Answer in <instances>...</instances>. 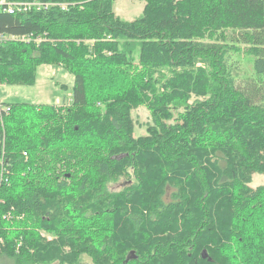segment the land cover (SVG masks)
<instances>
[{
    "label": "trees",
    "instance_id": "1",
    "mask_svg": "<svg viewBox=\"0 0 264 264\" xmlns=\"http://www.w3.org/2000/svg\"><path fill=\"white\" fill-rule=\"evenodd\" d=\"M40 1L52 6L0 12V35L43 39L0 43V85L3 77L32 85L33 64L58 62L74 83L66 108L0 99L10 107L0 109V165L9 170L0 257L264 264V186L246 187L264 171L248 160L264 143V0H145L131 21L117 15L118 0ZM241 53L254 58V74L236 72ZM19 57L31 59L25 70ZM143 90L155 93V122L136 138L130 110L141 100L124 94ZM192 92L202 100L189 103ZM122 177L125 189L112 193Z\"/></svg>",
    "mask_w": 264,
    "mask_h": 264
},
{
    "label": "rangeland",
    "instance_id": "2",
    "mask_svg": "<svg viewBox=\"0 0 264 264\" xmlns=\"http://www.w3.org/2000/svg\"><path fill=\"white\" fill-rule=\"evenodd\" d=\"M145 0H118L116 2V13L117 15H120L123 19L131 21L134 20L136 17L142 14L144 6H145ZM21 59L19 57L20 67L18 69H26L27 65L31 62V59L28 57H24ZM234 60L239 61L238 68L236 72L240 75L244 74H254L255 73V67H254V58L251 55H248L246 53H241L240 55H234ZM64 62H58L57 63H40V64H33V72L34 73V83L32 85L27 84H19L17 82L16 78L9 77L7 79L8 83H5V77L2 78V81L4 84L0 85V99L4 101H10V102H28L35 105L39 104H55L56 106H63V108H66V104L70 103L71 98V87L74 83V77L73 75L66 69L64 66ZM141 68H138L137 70H134L131 72L132 75L135 77L139 75ZM160 75V73H157ZM144 82H150L148 78L146 77ZM12 83V84H11ZM162 84V83H161ZM163 85V84H162ZM160 86V90L155 92L156 94H164L166 92V88L164 86ZM93 88L91 87V92ZM146 91V97L143 98V93ZM155 93L149 92V90H143L138 91V96L136 93L135 95L126 93L124 96H129L130 104H133L140 99L141 101L136 104L133 108L131 107L130 115L131 119L134 125V136L136 138L144 137L147 135V131L150 125H152L155 122V119L153 117L150 105L153 102V98L155 97ZM202 100L201 96H198L194 92L191 93V96L187 99L189 103H194L196 100ZM0 100V101H1ZM2 100V101H3ZM1 101V102H2ZM91 104L93 101H95V98L91 96L90 98ZM70 105V104H69ZM111 106L112 110L115 106V101H110L109 105ZM107 108V107H106ZM173 115L175 114V111L173 110ZM1 116V115H0ZM168 122H172L171 119H167ZM39 128V127H36ZM217 135L216 137H220V134H223L222 132H215ZM223 136V135H222ZM5 137V136H4ZM212 138H214L212 136ZM4 139V138H3ZM4 145L2 144L1 150L3 149ZM39 147V146H37ZM49 146H46V143L44 146L41 147L43 150H49ZM262 147V148H260ZM4 156V151L2 153ZM6 156V155H5ZM150 160L154 161V158H151ZM249 162L251 164H254V168L258 167V165H261L264 167V143L259 146L257 152L253 154V157H250ZM126 176L130 174L133 175V170L130 169L128 172H126ZM70 176V173L67 174ZM132 180L135 179L132 176ZM127 177H122L117 181H114L109 184V189L112 193H121L122 190L125 189V186L127 185ZM228 188L230 190L235 188V184L233 182V179L228 180ZM249 187L251 189H257L261 186H264V171H252L251 174V180L250 183L246 184V187ZM243 188H240L239 193H237V197L240 196L241 191ZM167 195V194H165ZM202 204V203H201ZM238 209V208H237ZM243 214V213H241ZM244 215V214H243ZM240 216V214H239ZM49 238H52L50 235ZM70 247L66 246V253L69 252ZM95 254L93 253H85L81 252L77 256H73V262L74 264H94L93 257ZM97 255V254H96ZM98 258V257H97ZM12 260L9 258L0 257V264H12ZM49 264V262H47ZM40 264V263H35ZM56 264V262L51 263Z\"/></svg>",
    "mask_w": 264,
    "mask_h": 264
},
{
    "label": "built area",
    "instance_id": "3",
    "mask_svg": "<svg viewBox=\"0 0 264 264\" xmlns=\"http://www.w3.org/2000/svg\"><path fill=\"white\" fill-rule=\"evenodd\" d=\"M51 6H52L51 3L46 2V1H40V0H33V1L0 0V12H8L10 14H16L19 12H27L32 9L47 10ZM61 6L63 8H67V4H62ZM13 39H18V40H22L26 42H30V41L40 42L43 40L40 36L34 37L32 34L27 35V36H21V37L13 36V35L10 37H7L5 35H0V43L6 42L8 40H13ZM0 109H3L6 112L10 111L9 106L2 108L1 104H0ZM8 171L9 170L7 166L2 163L0 165V186L3 184H6L8 180V178L6 177ZM13 209L14 208H11L10 210H8L5 213L4 218L8 220H12L14 218Z\"/></svg>",
    "mask_w": 264,
    "mask_h": 264
},
{
    "label": "water",
    "instance_id": "4",
    "mask_svg": "<svg viewBox=\"0 0 264 264\" xmlns=\"http://www.w3.org/2000/svg\"><path fill=\"white\" fill-rule=\"evenodd\" d=\"M135 257H136V255L134 254V251H132L131 254L128 256V259H130V258H135ZM202 257H203V258H207V257H208V252H207V250H203V252H202Z\"/></svg>",
    "mask_w": 264,
    "mask_h": 264
},
{
    "label": "crops",
    "instance_id": "5",
    "mask_svg": "<svg viewBox=\"0 0 264 264\" xmlns=\"http://www.w3.org/2000/svg\"><path fill=\"white\" fill-rule=\"evenodd\" d=\"M115 8H116V6H115Z\"/></svg>",
    "mask_w": 264,
    "mask_h": 264
}]
</instances>
